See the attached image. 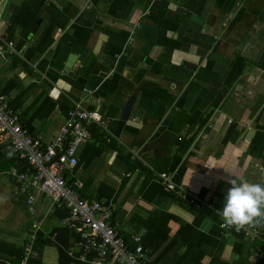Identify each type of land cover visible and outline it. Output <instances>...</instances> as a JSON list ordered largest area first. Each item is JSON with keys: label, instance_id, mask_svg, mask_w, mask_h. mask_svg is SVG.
<instances>
[{"label": "crops", "instance_id": "0c3cea01", "mask_svg": "<svg viewBox=\"0 0 264 264\" xmlns=\"http://www.w3.org/2000/svg\"><path fill=\"white\" fill-rule=\"evenodd\" d=\"M20 8L36 10L32 35L39 39L47 36L50 23L56 26L35 62L24 60L31 41L17 49L19 29L15 41L9 40ZM0 36L15 49L10 53L0 46V91L18 83L10 94L26 95L17 113L30 122L33 135L49 142L59 133L66 114L52 100L61 95L109 122L108 130L97 126L93 138L78 148L79 162L86 166L69 178L84 183V198L111 202L127 233L147 234L155 246L161 238L153 264H194L188 248L208 252L202 264H258L264 258V227L249 229L261 237L246 234L254 246L241 256L234 248L238 239L222 227L216 235L224 246L220 253L216 245L195 248V234L172 242L181 226L195 222L205 209L218 213L216 203L223 208L229 180L264 183V0H0ZM237 57L244 58V66L228 81ZM146 83L156 84L162 96L141 97ZM213 92L223 95L218 107L203 109ZM131 99L132 112L123 120ZM196 112L209 118L194 129L187 146L189 138L179 139L187 133L186 128L177 132L179 122ZM7 150L10 144L0 141L1 160ZM9 168L0 173V238L21 245L31 223L43 218L42 264H58L61 243L52 232L65 226L54 218L56 207L31 191L36 198V214H31L28 194L16 192ZM171 170L196 203L163 188L157 175ZM213 228L206 217L199 229L211 235Z\"/></svg>", "mask_w": 264, "mask_h": 264}, {"label": "built area", "instance_id": "2783aa9c", "mask_svg": "<svg viewBox=\"0 0 264 264\" xmlns=\"http://www.w3.org/2000/svg\"><path fill=\"white\" fill-rule=\"evenodd\" d=\"M2 45H6L10 53H15L14 43L5 42L0 36ZM13 99L11 94L0 93V141L9 143L17 157L24 159L32 170L29 175L18 172L15 167L8 171L14 179L16 192L25 194L28 189L38 191L51 201L53 207L66 205L69 213L63 225L80 237L75 246V250L80 253L79 261L91 264H149L143 247L138 245L132 250L121 235V225L112 220L115 212L113 205L84 198L81 194L84 183L79 179L69 182L66 178L78 166V148L91 139L93 125L108 130L109 122L104 120L99 111L89 110L81 102L75 101L59 133L53 140L44 142L41 137H33L23 126L19 114L10 106ZM175 175V172L158 173L157 177L167 192H175L190 203H196L198 199L176 182ZM31 191L27 203L30 213L35 215L36 198ZM42 222L43 219L32 222L25 259L21 264H27L30 258L39 257L32 244L42 230ZM246 234L254 238L261 237V233L255 230H246ZM133 240L141 243L140 236H135ZM91 253L95 256L90 257ZM73 254L74 250L70 251V255Z\"/></svg>", "mask_w": 264, "mask_h": 264}, {"label": "trees", "instance_id": "16d2710c", "mask_svg": "<svg viewBox=\"0 0 264 264\" xmlns=\"http://www.w3.org/2000/svg\"><path fill=\"white\" fill-rule=\"evenodd\" d=\"M39 20L38 14L36 12V10L34 9L32 12L25 10V8H20V9H16V11L14 12L13 18H12V31L10 33L9 36H11L9 38L10 41H15V35H14V29H19L20 30V36L21 39L19 41L20 44H18V51H21L22 47L24 46V44H26V41H31V44L28 46V48L26 49V51L24 52V60L28 63L30 62H35L40 55H42V53L44 52V49L47 45V43L49 42L48 40L52 38V33L55 29V24L54 23H50L47 26V31L46 34L47 36H42L40 39L38 38L37 34L36 35H32V31L34 29V27L37 25V22ZM236 23V22H235ZM50 30V32L48 31ZM126 36H124L125 38ZM17 60L15 62L19 63ZM22 62V61H21ZM25 62V63H26ZM134 61H131L130 64H134ZM24 64V66H28L27 64ZM135 65V64H134ZM211 65V64H210ZM244 66V58L242 57H237V59L235 60L229 75H228V81L232 80L233 81L238 77L239 74H241L242 68ZM210 68V66H207L206 69ZM206 69L204 70V72L206 71ZM231 83V82H229ZM14 84L18 87V83L14 82L12 83L11 86H7L6 89H4L3 91H0V93L5 92V93H12V87L14 86ZM15 86V88H17ZM31 90V88L29 89ZM28 90V91H29ZM149 90L156 92V94L154 95V93L148 94ZM161 93H164L162 89H160L156 84L154 83H146L143 84L142 88H141V97L147 98V97H153V98H158L161 95ZM46 99H49L47 97L46 94H44ZM26 95H24L23 92H20V94L16 97H14V99L10 102V106L12 109H14L16 112H19L21 106L23 105L24 102V97ZM223 95H219L218 93H210L208 98H206L205 100V104L202 107L203 109L206 108H211L214 109L216 107H218L221 99H222ZM214 99L213 103H209L210 100ZM168 99L172 102L173 101V97H168ZM22 101V102H21ZM73 103V105H72ZM182 103V99L178 101V103L176 105L181 106ZM52 106L54 108L59 107V109L62 110L63 113L66 114V119H68L70 112L73 110L74 108V102H71V100H69L68 98H66L65 96L61 95L59 96V98L57 100H52ZM90 110V109H89ZM102 115V114H101ZM20 116V121L22 122L23 126L29 131V133L33 136V137H39L36 135H33L31 129H30V122L24 121L25 119H23V114L19 113ZM204 113L203 112H196L193 116H185V120L183 122H179V129H178V133H181V130L184 128L187 129V133L183 136H181L179 139L181 140H185L187 138H189L187 140V146L189 143H191V141L195 138V135L197 133V131H195V133L191 136V133L194 131L195 128L201 129L205 123L207 122L209 115L206 116L204 118ZM183 118V116L181 117ZM105 120V119H104ZM99 127V125L94 124L93 127L91 128V133H92V137L93 138L95 131H96V127ZM101 137L104 138V136H106V133H101L100 135ZM43 139V138H42ZM90 139V140H91ZM89 140V141H90ZM44 142H46V140L43 139ZM88 141V142H89ZM48 142V141H47ZM9 153H11V155H9ZM78 153V151H77ZM78 156V155H77ZM6 160H1L0 158V168L1 171H3V169L5 167H10L9 169H11V167H15L18 172L20 173H26V174H31V168L29 166V164L24 160V159H20L19 157H17V155L14 153L13 149L11 148L10 150H7V152L4 154V156L2 157ZM179 160V159H178ZM9 164V165H8ZM176 162L173 164V166H175ZM86 166V164L84 163H80L78 162V166L76 167L75 171H77L79 166ZM174 169V168H173ZM177 169H174V171H176ZM173 170L169 171V172H159L161 173H166V174H172L174 172ZM178 172L176 174V176L178 177ZM67 180L69 182H72L74 180L69 178V175L66 176ZM77 180V179H75ZM163 186V185H162ZM164 188V186H163ZM31 190L28 189L27 192L25 193V195H27ZM224 196H222V200H224L223 198ZM105 203H111V202H105ZM112 204V203H111ZM113 205V204H112ZM215 209L216 210H221L222 207L219 203L215 204ZM56 207V211L54 218H58L59 220L62 221L63 224V220L64 218H66L68 216L69 210L67 209L66 205H59V206H54V208ZM114 207V206H113ZM115 209V208H114ZM206 217H210L211 220L214 222V228L211 230V235L206 234L204 232H202L199 228L202 224V222L204 221V219ZM43 219V218H42ZM112 220L114 222H119V224L122 227L121 230V235L124 237L126 243L129 245V247L134 250L138 245H141L143 247L144 252L146 253V255L149 258V264H153V259L152 257L154 256L155 258V252L159 251V248H161V244L163 243L162 240L159 241L156 240L158 242V244H156V246L154 245V242L152 239L148 238V235L145 234L143 235H138L135 233H127L124 230V226L122 225L123 223L116 217V212L113 213V218ZM44 221V219H43ZM221 223L222 220L220 218V216L218 215V213H216L215 211L209 210V209H205L203 211V214L198 217L195 222H193L192 224H183L181 226V230L178 233V236H176L174 239H172L173 241H177V239L179 238H183L184 234H195V236H197V239H195V244L196 247L198 248V246L202 245H216L217 246V250L218 252H222L223 251V247L221 246L219 242L216 243L217 241V236L216 235H220V232L223 231L221 229ZM43 224V222H42ZM32 225V223H31ZM30 225V227H31ZM29 227V229H30ZM260 228V227H258ZM29 229H28V235H29ZM252 229H257V228H252ZM43 231V230H41ZM226 232H229L230 234L236 236L237 243L234 246L235 251L237 252V254H239V256H241L246 248L249 246V244L252 245V247L254 246L252 242H250V240L248 238H246V233L244 232V230L240 231V232H236L234 229H226ZM56 234V240H58L61 243V248H60V254H59V261L58 264H91V263H85V262H81L78 260L79 257V251L75 250V246L79 243L80 237L78 234H75L74 232H72L71 230H69L68 228L65 227L64 228H55V230L52 232V235ZM28 235H27V240L21 244V245H17V244H12L9 243L8 241H5L3 239L0 238V264H21V262L25 259V247L26 245L29 243L28 240ZM43 233L39 232L37 235V239L33 242L32 247L35 251H37L39 253V257L37 258H30L27 261V264H42V259H41V245L40 242L43 239ZM135 236H140L141 237V243H136L133 239ZM189 243H193L194 240L190 239L188 240ZM224 244V243H223ZM193 245V244H192ZM74 250V254L70 255V251ZM166 249L163 250V252L165 253ZM160 253L161 256H165V254ZM187 254H190L192 256H195V263L194 264H202V260L204 259L205 256L208 255V252L205 250H195L194 248H188L186 250ZM94 253H91L90 257H92ZM95 256V255H93ZM161 258V257H160ZM159 256L154 260L155 262L159 261ZM258 264H264V258L260 259Z\"/></svg>", "mask_w": 264, "mask_h": 264}, {"label": "clouds", "instance_id": "9594fccd", "mask_svg": "<svg viewBox=\"0 0 264 264\" xmlns=\"http://www.w3.org/2000/svg\"><path fill=\"white\" fill-rule=\"evenodd\" d=\"M228 183L231 187L226 192L223 208L218 211L221 227L236 232L264 227V183L237 178Z\"/></svg>", "mask_w": 264, "mask_h": 264}, {"label": "water", "instance_id": "95a60500", "mask_svg": "<svg viewBox=\"0 0 264 264\" xmlns=\"http://www.w3.org/2000/svg\"><path fill=\"white\" fill-rule=\"evenodd\" d=\"M132 108H133V99L128 101V103L126 104V106L123 110V113L121 116L123 120H128V118L130 117V114L132 112ZM204 224H206V221Z\"/></svg>", "mask_w": 264, "mask_h": 264}, {"label": "rangeland", "instance_id": "374dc122", "mask_svg": "<svg viewBox=\"0 0 264 264\" xmlns=\"http://www.w3.org/2000/svg\"><path fill=\"white\" fill-rule=\"evenodd\" d=\"M48 141V140H47Z\"/></svg>", "mask_w": 264, "mask_h": 264}]
</instances>
